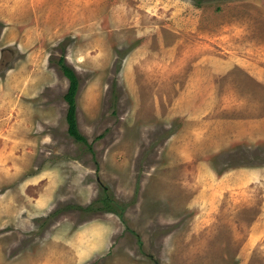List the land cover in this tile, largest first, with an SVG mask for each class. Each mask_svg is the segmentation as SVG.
Here are the masks:
<instances>
[{
	"label": "rangeland",
	"instance_id": "rangeland-1",
	"mask_svg": "<svg viewBox=\"0 0 264 264\" xmlns=\"http://www.w3.org/2000/svg\"><path fill=\"white\" fill-rule=\"evenodd\" d=\"M0 264H264V0H0Z\"/></svg>",
	"mask_w": 264,
	"mask_h": 264
},
{
	"label": "trees",
	"instance_id": "trees-1",
	"mask_svg": "<svg viewBox=\"0 0 264 264\" xmlns=\"http://www.w3.org/2000/svg\"><path fill=\"white\" fill-rule=\"evenodd\" d=\"M58 63H59V66L61 67L62 72L70 81L69 91L65 96V100L69 104V109L67 112V122L69 126V133L75 139L80 140L82 139V136L79 134V131H78V124H77V119H76V101H75V97H76L78 86H79V80L77 79V76L72 71V69L69 68L64 63L63 59H60Z\"/></svg>",
	"mask_w": 264,
	"mask_h": 264
},
{
	"label": "crops",
	"instance_id": "crops-1",
	"mask_svg": "<svg viewBox=\"0 0 264 264\" xmlns=\"http://www.w3.org/2000/svg\"><path fill=\"white\" fill-rule=\"evenodd\" d=\"M89 234H92L90 237L91 241L96 240L97 241V245H101V247L105 246V226L100 228V227H95V226H90L89 228ZM101 243V244H99Z\"/></svg>",
	"mask_w": 264,
	"mask_h": 264
}]
</instances>
